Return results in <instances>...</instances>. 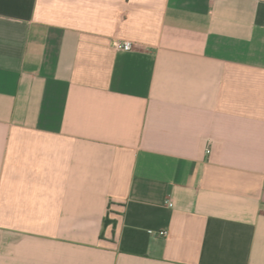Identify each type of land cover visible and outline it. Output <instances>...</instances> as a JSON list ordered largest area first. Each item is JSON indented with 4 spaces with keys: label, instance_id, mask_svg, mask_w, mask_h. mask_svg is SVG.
I'll use <instances>...</instances> for the list:
<instances>
[{
    "label": "crops",
    "instance_id": "obj_1",
    "mask_svg": "<svg viewBox=\"0 0 264 264\" xmlns=\"http://www.w3.org/2000/svg\"><path fill=\"white\" fill-rule=\"evenodd\" d=\"M0 264H264V0H0Z\"/></svg>",
    "mask_w": 264,
    "mask_h": 264
},
{
    "label": "built area",
    "instance_id": "obj_2",
    "mask_svg": "<svg viewBox=\"0 0 264 264\" xmlns=\"http://www.w3.org/2000/svg\"><path fill=\"white\" fill-rule=\"evenodd\" d=\"M114 45L117 49L125 50V51H130L134 48V42L131 40H120V39H118V40L114 41ZM169 205L172 206L173 203L169 202ZM160 234L166 235L167 232L164 230V231H161Z\"/></svg>",
    "mask_w": 264,
    "mask_h": 264
}]
</instances>
